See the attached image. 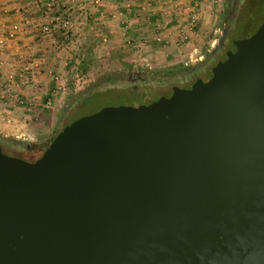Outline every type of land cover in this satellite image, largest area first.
<instances>
[{"label":"water","instance_id":"water-1","mask_svg":"<svg viewBox=\"0 0 264 264\" xmlns=\"http://www.w3.org/2000/svg\"><path fill=\"white\" fill-rule=\"evenodd\" d=\"M213 76L0 147V264H264V22Z\"/></svg>","mask_w":264,"mask_h":264},{"label":"crops","instance_id":"crops-1","mask_svg":"<svg viewBox=\"0 0 264 264\" xmlns=\"http://www.w3.org/2000/svg\"><path fill=\"white\" fill-rule=\"evenodd\" d=\"M186 2L0 0V132L19 137L34 117L39 123L33 130L49 133L71 88V72L83 68L89 55L107 50L147 66L196 55L215 1L200 0L197 32L182 42L177 7Z\"/></svg>","mask_w":264,"mask_h":264},{"label":"rangeland","instance_id":"rangeland-1","mask_svg":"<svg viewBox=\"0 0 264 264\" xmlns=\"http://www.w3.org/2000/svg\"><path fill=\"white\" fill-rule=\"evenodd\" d=\"M214 1L215 9L213 8V12L215 14H213V19H210L211 22L209 27L206 29L204 34H202L201 39L198 41L200 46L196 55L190 56L187 61H181L179 63L177 62L175 64H168L164 66H147L143 63H137L136 61L124 59L120 54H115L112 52L108 53L107 50L105 53L103 52L102 55L99 56L89 55L85 59L87 60V63L85 66H83V68H79L77 71L74 69L73 72H71L69 81H67V84L69 83L71 88H69L63 103H61L62 106L59 109V115L57 119L54 120L55 122H53L50 132L46 134H40L33 130V128H38L37 123H39L36 122L39 119L35 120L33 117L31 120L32 126L29 123L25 124V127H23L22 131L18 132L19 137H7V139L11 142L10 144L5 145L6 150L14 155L22 154L25 152L26 143H28L31 146H35L34 149L43 151L50 143L51 139L57 135L64 125L71 121L73 118L72 115L74 114L73 112L79 110L77 111L78 114L85 115L95 112L104 106L129 103L132 99L130 100V98L127 97L126 93L123 91L126 86L129 88H137L139 91H152L153 89L156 91V89H158L157 85L160 84V82L156 80H149L146 82L139 80L135 82V85H133V83H131L127 77V75L131 72L144 70L147 72L151 71L160 74L172 75L173 72L185 68V66H190L191 64H196L199 62L198 60L207 56V54L215 46H217L223 31V27L228 21L229 10H231L234 0ZM248 1L249 0H239L238 5L240 11L241 7L244 6ZM252 2L254 3V6H256V14L259 15L258 18L251 17L253 20L250 23L254 25L257 19L259 20L264 14V0H252ZM197 4L199 6V2ZM254 6L252 8H254ZM239 10L237 11V14ZM200 11L202 10L200 9ZM84 90H87L89 94L91 92H100L103 93L102 95L108 94L114 96L116 99L108 98L109 96H107L106 99H101L99 102L96 101L88 107L84 106L83 99L80 101L78 100L79 102L74 101L73 103V99H76ZM117 95L119 96L116 97ZM25 129L28 131H25ZM33 131L34 133H32Z\"/></svg>","mask_w":264,"mask_h":264},{"label":"flooded vegetation","instance_id":"flooded-vegetation-1","mask_svg":"<svg viewBox=\"0 0 264 264\" xmlns=\"http://www.w3.org/2000/svg\"><path fill=\"white\" fill-rule=\"evenodd\" d=\"M232 4H233L232 8L231 10H229V14H228V21L223 27V31L219 38V42L217 46H215L207 54V56L198 60L199 62H197L196 64L185 66V68L173 72L172 75L160 74L151 71L147 72L144 70L131 72L130 74L127 75V77L128 80L131 83H133V85H135V82L139 80H143L145 82L149 80H156L159 81L160 84L157 85L158 89H156V91L154 89L152 91L151 90L139 91L137 88H132V87L129 88L128 86H126V88L123 89V91L126 93V96L130 98V100L132 99L129 103L126 104L134 105V106H138L140 104H150L154 101L159 100L162 97L172 96L175 91V88L188 89L198 81L209 80L214 74L215 67L220 62H223L226 59H228V57L231 54L235 53L238 50V45L236 42L238 40L250 37L258 30V28L264 22V14H263L259 20L257 19L254 25L250 23L253 20L251 19V17L258 18L259 16L256 14L257 11L256 6H254L252 0L246 2L244 6L242 7L240 6L241 11L239 10V5H238L239 0H234ZM253 6L254 8H252ZM238 10L239 12L237 14ZM87 95H89V92L87 90L82 91L81 94L76 99H73V103L74 101H78V100L80 101L82 99H85ZM77 111L73 112L74 113V114L72 113L73 115L71 114L73 118L69 123H71L73 120L83 115V114L77 115L78 114ZM67 124H65L64 126H66ZM10 142L11 141H9L7 137L0 132L1 149L9 155H14L11 152H8V150H6L5 148V145L10 144ZM25 146L26 147L24 153L15 154L14 156L33 161L39 158L45 151V150L40 151L39 149L36 150L34 149L35 146H31L28 143H26Z\"/></svg>","mask_w":264,"mask_h":264},{"label":"built area","instance_id":"built-area-1","mask_svg":"<svg viewBox=\"0 0 264 264\" xmlns=\"http://www.w3.org/2000/svg\"><path fill=\"white\" fill-rule=\"evenodd\" d=\"M93 1L97 3L99 0ZM198 2H200V0H188L186 3H179V6L177 7L179 9V15L177 18L179 37L183 42L188 41L190 37L197 32L201 19L200 8L197 4ZM3 43L4 41L0 40V46L3 45ZM56 79H60V76H57Z\"/></svg>","mask_w":264,"mask_h":264},{"label":"trees","instance_id":"trees-1","mask_svg":"<svg viewBox=\"0 0 264 264\" xmlns=\"http://www.w3.org/2000/svg\"><path fill=\"white\" fill-rule=\"evenodd\" d=\"M102 94L103 93H100V92H91L89 95L86 96L85 99H83L84 106L88 107V106H90L92 103H94L96 101L99 102L101 99H106L107 96H109L108 98L116 99L114 96H111V95H108V94L107 95H102ZM118 96L119 95H117L116 97H118Z\"/></svg>","mask_w":264,"mask_h":264}]
</instances>
